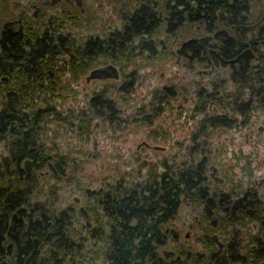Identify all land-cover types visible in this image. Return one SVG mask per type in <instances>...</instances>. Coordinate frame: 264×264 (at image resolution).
Masks as SVG:
<instances>
[{
  "label": "trees",
  "instance_id": "trees-1",
  "mask_svg": "<svg viewBox=\"0 0 264 264\" xmlns=\"http://www.w3.org/2000/svg\"><path fill=\"white\" fill-rule=\"evenodd\" d=\"M128 41L126 37H118L114 43L108 41L107 51L92 47L93 43L88 48L79 47L78 42L70 39L64 44L67 53L60 43L45 46L40 40L36 52L15 51L13 47L0 55V96L3 97L0 139L8 138V154L0 161V264H81L79 259L89 252L102 256L101 264H264V242H258L257 237H251L257 248L249 249L244 256L237 247L220 255L214 247L207 261H203L202 254L186 251L166 258L160 251L169 238L164 227L176 218L184 199L197 204L217 201L205 186L204 160L178 171L169 169L159 173L150 169L147 178L137 184L126 185L120 180L105 190L89 192L95 201L80 210L61 209L50 201H33L41 171L47 168L59 180L68 165L66 156L42 138L49 116L63 119L85 133L92 126L90 115L62 116L50 104L36 106L42 101L41 93L45 89L56 91L58 73L71 71L77 76L93 67L100 56L117 53L118 59L124 54L131 60L133 52L128 53L129 49L124 47ZM110 45H116L115 52L109 49ZM62 55L66 58L60 62ZM199 55H209L204 60L211 65L240 56L230 67L236 89L222 96L207 93V97L245 117V121L254 109L264 110V50ZM33 59L36 64L30 62ZM4 74H10L11 78L3 81ZM97 98L92 100L95 113L100 108H112L109 102L98 103ZM44 102L49 103V98L45 97ZM73 116L78 120L77 125ZM234 123L228 115H217L205 118L201 129L206 132L208 127ZM235 203L264 206V199L257 201L255 196L248 195ZM261 214L259 221L264 231L263 208ZM82 217L89 221L85 231L76 225ZM222 219L223 225L229 223V219ZM214 243L208 240L211 247ZM94 247L98 250L94 251ZM94 260L92 264H96Z\"/></svg>",
  "mask_w": 264,
  "mask_h": 264
},
{
  "label": "rangeland",
  "instance_id": "rangeland-1",
  "mask_svg": "<svg viewBox=\"0 0 264 264\" xmlns=\"http://www.w3.org/2000/svg\"><path fill=\"white\" fill-rule=\"evenodd\" d=\"M67 29L81 40L102 27L82 30L69 25ZM149 55L144 52L130 63L125 58L118 61L119 79L88 81L94 66L77 76L71 71L58 73L56 91L45 89L41 93L42 101L36 106L50 104L62 116L90 115L92 126L85 133L63 119L49 116L42 138L66 156L68 165L59 180L47 168L41 171L33 201H50L61 209L80 210L94 203L89 192L105 190L120 180L126 185L137 184L147 178L150 169L159 173L178 171L201 160L206 162L205 186L210 191L232 193L234 198H240L247 190L256 189L261 201L264 199V110L254 109L245 121V117L206 95L222 96L236 89L231 68L222 63L192 61L185 56L178 58V53ZM59 58L60 62L64 59ZM165 87H174L176 96L161 99ZM100 94L104 95L99 100L111 101L112 108L95 113L92 99ZM45 97L49 103L44 102ZM2 100L0 96V110ZM217 115H228L234 119V125L208 127L203 132L202 121ZM7 142L8 138L0 139V161L8 154ZM212 166L218 169L222 182L210 177ZM201 205L204 204L188 199L182 201L176 218L164 227L169 238L160 250L162 253L175 251L177 257L187 251L203 254V261H207L212 249L217 248L215 243L213 247L208 245L209 239L217 235L222 242L231 240L228 230L238 225L225 229L221 217L203 216ZM88 222V218L82 217L76 225L85 231ZM249 227L252 232L258 230L253 221ZM247 242L246 239L245 245ZM92 258L96 264L103 262V257L94 252L79 261L92 264Z\"/></svg>",
  "mask_w": 264,
  "mask_h": 264
},
{
  "label": "flooded vegetation",
  "instance_id": "flooded-vegetation-1",
  "mask_svg": "<svg viewBox=\"0 0 264 264\" xmlns=\"http://www.w3.org/2000/svg\"><path fill=\"white\" fill-rule=\"evenodd\" d=\"M69 25L82 30L100 25L102 29L79 40L73 30L67 29ZM13 37L15 39H11ZM118 37L129 40L124 47L129 49L128 53L132 51L134 57L130 60L123 54L118 59L115 57L117 53L111 57L100 56L94 68L99 64L102 65L98 67L109 64L118 67L117 62L123 58L130 63L144 52L150 55L178 53V58L185 56L192 61H205L209 55L199 53L261 51L264 50V0H0V55L13 47L15 51L36 52L40 40L45 46L60 43L63 52L67 53L64 44L70 39L78 42L79 47L88 48L93 43L92 47L106 48V42L114 43ZM115 47L110 45L109 49L115 52ZM62 57L66 58L65 55ZM239 57L222 64L231 67ZM30 62L36 64L34 59ZM1 78L8 81L11 75L4 74ZM163 93L161 99L174 97L177 92L174 87H165ZM103 95L94 98L98 97L100 104H111L104 98L99 100ZM214 167H211L210 177L216 182L218 169ZM203 168L206 173V162ZM208 191L217 197V203L201 205L203 216L227 218L226 227L239 226L228 230L232 236L227 243L217 235L218 240L215 236L211 238L217 245V255L234 247L239 248L241 255H246L249 249L257 248L256 243H251V237L264 242L259 221L264 206L235 203L248 195L261 201L256 189L247 190L240 198H234L232 193ZM251 221L258 229L256 232L250 230ZM243 228L248 230L243 231ZM246 239L247 245L244 243Z\"/></svg>",
  "mask_w": 264,
  "mask_h": 264
},
{
  "label": "water",
  "instance_id": "water-1",
  "mask_svg": "<svg viewBox=\"0 0 264 264\" xmlns=\"http://www.w3.org/2000/svg\"><path fill=\"white\" fill-rule=\"evenodd\" d=\"M109 78H114V79L120 78V71L116 65L109 64L107 66L94 68L90 71V74L87 76L88 81H90L92 79H109ZM214 170H216V169H214ZM216 178H217L216 182H222L223 181V179L220 177H216ZM215 239L218 240V237L215 236ZM163 254L165 255L166 258H169L171 256H174L175 252L164 250ZM81 264H83V263H81Z\"/></svg>",
  "mask_w": 264,
  "mask_h": 264
}]
</instances>
